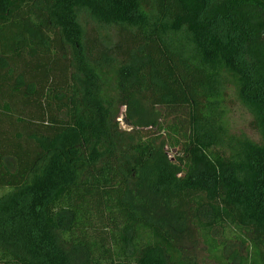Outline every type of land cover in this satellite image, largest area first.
Here are the masks:
<instances>
[{
    "label": "trees",
    "instance_id": "1",
    "mask_svg": "<svg viewBox=\"0 0 264 264\" xmlns=\"http://www.w3.org/2000/svg\"><path fill=\"white\" fill-rule=\"evenodd\" d=\"M194 239L264 264V0H0V264H193Z\"/></svg>",
    "mask_w": 264,
    "mask_h": 264
},
{
    "label": "rangeland",
    "instance_id": "2",
    "mask_svg": "<svg viewBox=\"0 0 264 264\" xmlns=\"http://www.w3.org/2000/svg\"><path fill=\"white\" fill-rule=\"evenodd\" d=\"M78 17L79 22L84 29H87L90 26H94L107 45L112 46V44H114L117 37V27L115 25H107L97 21L90 14V12L83 7L78 8ZM98 70L104 97L110 104V108L113 111L116 121L119 123L120 129L123 130V132H130L132 130V125L126 117V107L121 106L118 103L119 84L117 62L115 61L109 64H104L102 67H99ZM229 93V100L224 105V123L227 129L229 130V132L235 135H244L249 138H258L259 135L253 132L249 126L251 120L253 119L252 113L240 101L237 94L234 92V89H231ZM157 108L159 109V111H156V113H162L163 118H165L164 109L161 107ZM148 110L150 109L148 108ZM153 116H156L157 118L159 117L160 120L162 118L159 115ZM124 118H126L127 122L124 121ZM172 118V116L168 117L169 120ZM175 153H177L175 149H169V158L174 160ZM184 246L187 251V258H189V260L193 264H215L208 258L205 246L198 240H189L185 242Z\"/></svg>",
    "mask_w": 264,
    "mask_h": 264
},
{
    "label": "water",
    "instance_id": "3",
    "mask_svg": "<svg viewBox=\"0 0 264 264\" xmlns=\"http://www.w3.org/2000/svg\"><path fill=\"white\" fill-rule=\"evenodd\" d=\"M124 121L127 122L126 118H124Z\"/></svg>",
    "mask_w": 264,
    "mask_h": 264
}]
</instances>
